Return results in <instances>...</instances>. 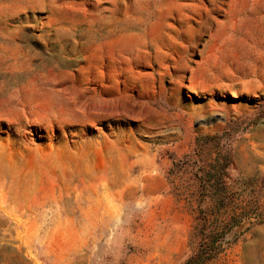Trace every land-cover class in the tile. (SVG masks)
Here are the masks:
<instances>
[{
  "label": "rangeland",
  "instance_id": "obj_1",
  "mask_svg": "<svg viewBox=\"0 0 264 264\" xmlns=\"http://www.w3.org/2000/svg\"><path fill=\"white\" fill-rule=\"evenodd\" d=\"M198 142L264 211V0H0V264H184Z\"/></svg>",
  "mask_w": 264,
  "mask_h": 264
},
{
  "label": "trees",
  "instance_id": "obj_2",
  "mask_svg": "<svg viewBox=\"0 0 264 264\" xmlns=\"http://www.w3.org/2000/svg\"><path fill=\"white\" fill-rule=\"evenodd\" d=\"M198 148L199 163L194 175L200 189L196 197L200 199L190 235V243L198 249L184 264H206L214 258L220 248L217 241L224 231L246 221L249 225L264 224V211L257 205L258 193H251L243 202L242 193L233 191L228 184V169L232 165L229 149L221 142H198ZM203 205L207 206L202 208Z\"/></svg>",
  "mask_w": 264,
  "mask_h": 264
}]
</instances>
